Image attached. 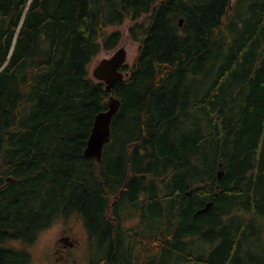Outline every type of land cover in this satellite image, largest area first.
<instances>
[{"label":"trees","instance_id":"16d2710c","mask_svg":"<svg viewBox=\"0 0 264 264\" xmlns=\"http://www.w3.org/2000/svg\"><path fill=\"white\" fill-rule=\"evenodd\" d=\"M125 22L138 53L110 92L89 67ZM69 214L109 264H264V0H0V252ZM136 215L137 248L111 254Z\"/></svg>","mask_w":264,"mask_h":264},{"label":"flooded vegetation","instance_id":"af4514ba","mask_svg":"<svg viewBox=\"0 0 264 264\" xmlns=\"http://www.w3.org/2000/svg\"><path fill=\"white\" fill-rule=\"evenodd\" d=\"M140 197L142 199H146V193H144ZM68 217H75L76 219H74L72 223H69L71 224L70 227H65L62 230L60 229L56 232V234L49 241L50 248L40 253L41 255H43V257L40 258V262H42L43 264H84L83 256H87L88 263L90 260H92V264H109L110 258H108V256L105 258H101L99 256V252L97 253L98 244H99L98 237H96L95 240H93L92 250L90 249L89 238L86 233L83 222L80 218L76 217L75 214H69L65 218L57 219V221L65 220ZM126 220L124 221V231H122L119 234L112 233V235L114 236L108 238L107 244L110 246V253H113L112 251H114V253L119 254L121 247L126 248L127 250L125 251L130 252L131 246H132L131 239H134L133 245L137 248V245H138L137 238L133 237L135 235L132 234L131 232H127V229L130 228L128 226H132L131 223L133 224L136 223L138 226L140 219L136 216H132V218H130V221H126ZM56 222H54L49 228H51ZM75 223L76 225L79 226L81 231L80 230L73 231L75 230L73 226ZM82 226H83V229H82ZM47 230H45L43 233H45ZM43 233L40 234L39 232L36 238L28 243H21V242L18 243L16 241H10L7 243V246L4 247L6 248V250L2 252H5L7 250L16 249V248H19L20 250H24L28 255H30V259L28 263L26 264H30L33 262V256H34L30 250L38 249L39 247L38 242H39V239L43 236ZM141 244H142L141 248H144V240L141 242ZM24 245H26L25 248L22 247ZM2 252H0V264H2L1 263V260H2L1 253ZM91 255H93L92 258H91ZM120 259L122 258L120 257ZM120 259L118 260L119 262L122 261Z\"/></svg>","mask_w":264,"mask_h":264},{"label":"water","instance_id":"95a60500","mask_svg":"<svg viewBox=\"0 0 264 264\" xmlns=\"http://www.w3.org/2000/svg\"><path fill=\"white\" fill-rule=\"evenodd\" d=\"M183 19L179 20V24H182ZM126 51L124 48H119L109 58L100 59L92 70V76L95 79L101 80L106 84V89L111 90L114 83L123 78L122 71L119 67L125 63ZM120 101L110 96L107 101V109L98 112L93 121L89 137L87 139L86 147L83 151L84 157L90 159L94 158L100 161L103 146L110 139V125L114 114L118 111ZM223 175V170L218 171V177ZM191 195L192 190L186 192ZM213 201L207 202L204 207L199 208L195 211V215L201 214L207 211L212 206Z\"/></svg>","mask_w":264,"mask_h":264},{"label":"rangeland","instance_id":"374dc122","mask_svg":"<svg viewBox=\"0 0 264 264\" xmlns=\"http://www.w3.org/2000/svg\"><path fill=\"white\" fill-rule=\"evenodd\" d=\"M131 25H132L131 22H125L124 24L120 26L114 27L116 29H120V31L122 32V39H121L119 46H123L127 52V62L126 63L128 65L132 62L133 58L136 56L137 49H138V43L132 38L131 33L129 31ZM112 53H113V50L112 51H102L99 54V56L94 60V62L90 65L89 73L91 74V71L98 59L103 58V57H109ZM74 219L76 218L68 217L65 220H59L51 228H49L45 233H43V236L39 239V242H38L39 243L38 249L30 250L31 253L34 255L32 264H43L42 262H40V258L43 257V255H41L40 253L48 250L50 248L49 241L56 234V232L60 229L62 230L65 227H70L71 224L69 223H72ZM73 226L75 228V230L73 231H79V230L81 231V229L79 228L78 225H76V223ZM82 229H83V226H82ZM86 261H87V256H83V263L86 264Z\"/></svg>","mask_w":264,"mask_h":264},{"label":"bare ground","instance_id":"6f19581e","mask_svg":"<svg viewBox=\"0 0 264 264\" xmlns=\"http://www.w3.org/2000/svg\"><path fill=\"white\" fill-rule=\"evenodd\" d=\"M221 167H222V163H221ZM218 171H219V169L217 170V173H218ZM50 201H51V199H50ZM32 207V206H31ZM119 237V236H118ZM121 237V236H120ZM117 238V237H116ZM113 246V245H112ZM114 249V248H113ZM113 253H111V254H114V251H112ZM116 255V254H115Z\"/></svg>","mask_w":264,"mask_h":264}]
</instances>
